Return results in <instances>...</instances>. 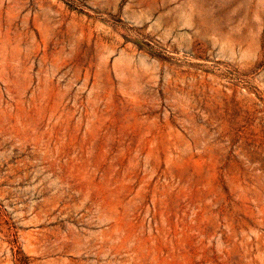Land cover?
Returning a JSON list of instances; mask_svg holds the SVG:
<instances>
[{"label": "rangeland", "instance_id": "obj_1", "mask_svg": "<svg viewBox=\"0 0 264 264\" xmlns=\"http://www.w3.org/2000/svg\"><path fill=\"white\" fill-rule=\"evenodd\" d=\"M0 264H264V0H0Z\"/></svg>", "mask_w": 264, "mask_h": 264}]
</instances>
